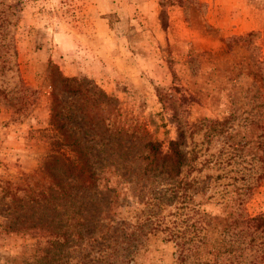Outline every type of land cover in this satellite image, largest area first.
I'll list each match as a JSON object with an SVG mask.
<instances>
[{
	"label": "rangeland",
	"instance_id": "374dc122",
	"mask_svg": "<svg viewBox=\"0 0 264 264\" xmlns=\"http://www.w3.org/2000/svg\"><path fill=\"white\" fill-rule=\"evenodd\" d=\"M257 214L264 0H0V264H264Z\"/></svg>",
	"mask_w": 264,
	"mask_h": 264
},
{
	"label": "trees",
	"instance_id": "16d2710c",
	"mask_svg": "<svg viewBox=\"0 0 264 264\" xmlns=\"http://www.w3.org/2000/svg\"><path fill=\"white\" fill-rule=\"evenodd\" d=\"M66 82L70 81V79H65ZM65 91L71 92L74 89H72L69 85L63 87ZM75 139L71 140V144L74 143ZM58 143V142H57ZM62 144V143H61ZM66 144H70L69 142H67ZM149 149L150 152L154 153V154H160V144L158 142H150L149 143ZM166 156H169L170 158H172V160L174 161V163H176L177 167L176 169H179V166L183 163V159H184V155L181 151L180 148V142L178 140H170L168 143V154H166ZM71 165H73V169L78 170V167L73 164V162H71ZM80 171V170H79ZM179 171V170H178ZM177 171V172H178ZM74 173V172H72ZM90 178V177H89ZM41 197H44L45 194H41ZM235 223L239 224V223H244L245 224V228L244 230H247L249 232V230H251L252 233L258 232L256 234H261L263 235L264 233V215L263 214H257L254 216H247V218H244L241 220V218H236L235 219ZM59 242H53L51 244V246L57 247V245H59ZM61 245V244H60ZM262 252H264V249L262 250ZM48 253V252H46ZM55 254V252H53ZM264 258V256H262ZM50 259H52L51 256H49ZM249 264H256V262L253 260H250Z\"/></svg>",
	"mask_w": 264,
	"mask_h": 264
}]
</instances>
